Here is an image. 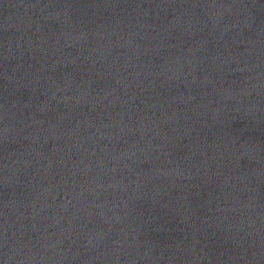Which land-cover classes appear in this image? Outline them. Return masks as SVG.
Listing matches in <instances>:
<instances>
[{"label":"water","instance_id":"95a60500","mask_svg":"<svg viewBox=\"0 0 264 264\" xmlns=\"http://www.w3.org/2000/svg\"><path fill=\"white\" fill-rule=\"evenodd\" d=\"M0 264H264V0H0Z\"/></svg>","mask_w":264,"mask_h":264}]
</instances>
